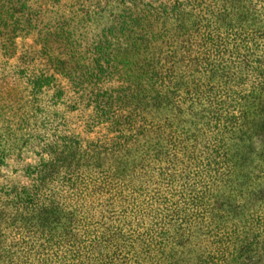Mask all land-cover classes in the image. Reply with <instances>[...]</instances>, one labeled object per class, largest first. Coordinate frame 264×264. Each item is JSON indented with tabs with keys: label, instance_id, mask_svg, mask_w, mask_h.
Here are the masks:
<instances>
[{
	"label": "trees",
	"instance_id": "obj_1",
	"mask_svg": "<svg viewBox=\"0 0 264 264\" xmlns=\"http://www.w3.org/2000/svg\"><path fill=\"white\" fill-rule=\"evenodd\" d=\"M147 1L122 0L121 29L91 50L96 68L67 72L92 86L115 136L87 150L53 146L27 169L30 185L0 189V264H264V0ZM27 10L0 0L6 35L35 28ZM123 43L137 54L120 75L126 86L99 91L126 68ZM42 54L37 89L57 83L51 64L61 66ZM96 175L108 179L97 205L86 189L53 186Z\"/></svg>",
	"mask_w": 264,
	"mask_h": 264
},
{
	"label": "rangeland",
	"instance_id": "obj_2",
	"mask_svg": "<svg viewBox=\"0 0 264 264\" xmlns=\"http://www.w3.org/2000/svg\"><path fill=\"white\" fill-rule=\"evenodd\" d=\"M149 1L151 0L147 2ZM163 1L173 2H160ZM23 2L28 9L23 12L25 18L33 17L32 24L35 23V28L28 35L17 33L15 39L0 28V189L30 185L31 178L26 175L27 169L37 166L44 159L48 160L53 146L58 147L57 154H60L66 150V145L81 141L83 150H87L91 145L102 146L104 142L108 144L111 137L115 136L109 132V125L105 123L102 113L95 110L92 86L79 87L67 72L80 68L92 72L96 68L94 61L97 55L91 50L97 41L111 34L112 30L121 29L123 23H118V19L120 20L119 16L129 3L123 5L122 0ZM190 5L182 6L181 10H191L193 7ZM10 12L13 13L12 10ZM141 13L142 8L138 7V14L142 16ZM18 15L20 13L15 15V19ZM5 19L2 16V20ZM64 23L69 24L67 34L57 39L50 36L51 42H47L46 37L57 33V28ZM46 42L49 48L43 47ZM126 47L123 43L120 52L126 68L122 66L115 70L113 76L102 78L96 87L99 91H112L126 86L120 75L129 68L126 65L128 60L137 55L134 52L127 56ZM43 50L48 54L47 58L51 56L61 66L58 68V65L53 67L51 64L52 71L49 74L55 72L53 68H56L57 83L48 88L37 89L32 84L31 75L47 72V59L43 57ZM226 58L229 59L228 56ZM234 63L236 67V61ZM110 66L112 68L113 64ZM247 66L248 63L244 65L242 72L248 77L245 90L254 85L252 68L248 69ZM141 124L137 120V126ZM84 169L98 171L94 161H88ZM106 181L108 179H99L96 175L72 182L62 179L53 186L64 188L65 185L67 189L72 185L75 191L86 189L85 195L96 201L97 205L103 197L100 199L94 194L95 190L101 183L107 186Z\"/></svg>",
	"mask_w": 264,
	"mask_h": 264
}]
</instances>
